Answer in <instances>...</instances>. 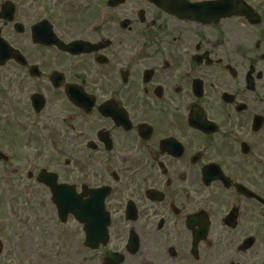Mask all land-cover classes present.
I'll use <instances>...</instances> for the list:
<instances>
[{
    "label": "flooded vegetation",
    "instance_id": "af4514ba",
    "mask_svg": "<svg viewBox=\"0 0 264 264\" xmlns=\"http://www.w3.org/2000/svg\"><path fill=\"white\" fill-rule=\"evenodd\" d=\"M167 1L0 0V181L48 192L46 162L83 199L108 189L131 264H222L231 207L264 220L239 191L264 198V0Z\"/></svg>",
    "mask_w": 264,
    "mask_h": 264
},
{
    "label": "rangeland",
    "instance_id": "374dc122",
    "mask_svg": "<svg viewBox=\"0 0 264 264\" xmlns=\"http://www.w3.org/2000/svg\"><path fill=\"white\" fill-rule=\"evenodd\" d=\"M4 190L5 184H1L0 237L4 242V250L0 264H28L27 256L23 253L26 248L28 251L45 253L46 259L50 261L60 258L63 260L61 264H97L95 256L94 262L88 261L91 260L88 252L74 254L73 250L75 251L80 236L73 221L69 220L67 225L61 226L49 209L43 212L48 215L47 218L40 212L39 206L35 205L37 197L31 204L26 197H17L16 193L12 192L4 194ZM56 248L62 249L63 255L54 254ZM250 253L252 258L247 262L241 261V264H264V243L256 245ZM130 260H127L126 264H130Z\"/></svg>",
    "mask_w": 264,
    "mask_h": 264
},
{
    "label": "water",
    "instance_id": "95a60500",
    "mask_svg": "<svg viewBox=\"0 0 264 264\" xmlns=\"http://www.w3.org/2000/svg\"><path fill=\"white\" fill-rule=\"evenodd\" d=\"M156 2H160L159 0H156ZM78 211V214L81 216L82 215V213L85 215V213H86V209H82V210H80V208L77 210ZM89 214H91V212H89ZM84 215H82V216H84ZM93 224L94 225H98V223L96 224V221H98V217H97V214L96 213H94L93 214ZM91 226L92 225H90V226H88L87 227V229L90 231L91 230ZM101 233H102V231H101Z\"/></svg>",
    "mask_w": 264,
    "mask_h": 264
}]
</instances>
